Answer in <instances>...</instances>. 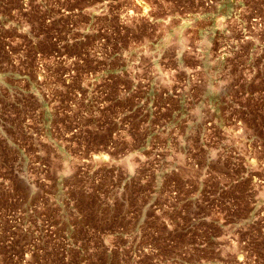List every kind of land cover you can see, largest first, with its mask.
Instances as JSON below:
<instances>
[{
	"label": "rangeland",
	"instance_id": "374dc122",
	"mask_svg": "<svg viewBox=\"0 0 264 264\" xmlns=\"http://www.w3.org/2000/svg\"><path fill=\"white\" fill-rule=\"evenodd\" d=\"M0 264H264V0H0Z\"/></svg>",
	"mask_w": 264,
	"mask_h": 264
}]
</instances>
